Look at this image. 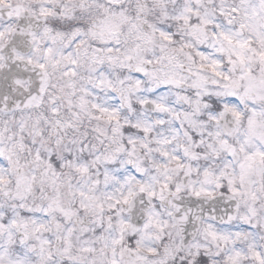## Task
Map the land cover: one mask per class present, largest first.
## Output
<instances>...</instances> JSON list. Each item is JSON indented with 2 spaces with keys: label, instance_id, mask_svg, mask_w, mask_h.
<instances>
[{
  "label": "snow or ice",
  "instance_id": "snow-or-ice-1",
  "mask_svg": "<svg viewBox=\"0 0 264 264\" xmlns=\"http://www.w3.org/2000/svg\"><path fill=\"white\" fill-rule=\"evenodd\" d=\"M0 264H264V0H0Z\"/></svg>",
  "mask_w": 264,
  "mask_h": 264
}]
</instances>
